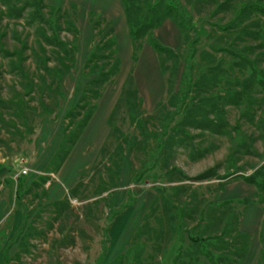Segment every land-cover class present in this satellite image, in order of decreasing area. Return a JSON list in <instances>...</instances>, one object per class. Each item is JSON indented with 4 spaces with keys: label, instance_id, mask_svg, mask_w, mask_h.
<instances>
[{
    "label": "rangeland",
    "instance_id": "rangeland-1",
    "mask_svg": "<svg viewBox=\"0 0 264 264\" xmlns=\"http://www.w3.org/2000/svg\"><path fill=\"white\" fill-rule=\"evenodd\" d=\"M156 1L143 0L144 11ZM250 1L264 2L176 0L192 16V36L199 41L189 57L191 38H183L174 21L165 18L154 34L179 58L163 56V73L147 41L139 61L132 59L120 19L122 0H0V264H110L130 249L159 189L170 193L179 185L215 203L232 201L241 228L251 236L244 264H264V202L256 196V185L242 178L256 176L264 184V89L257 85L250 91L238 83L250 76L256 82L264 78L259 73L264 72V41L250 39L244 25L229 29ZM71 4L77 8L74 16ZM59 7L69 10L73 25ZM91 17L110 23L95 27ZM45 19L55 21L60 38L76 47V65L63 79L48 72L58 65L60 49L48 45L56 30ZM251 22L257 26L252 31H264V16L254 13L246 23ZM111 25L123 55L121 70L105 84L93 118L65 162L56 166L52 159L64 136L66 112L93 78L84 69L86 57ZM245 55L257 58V72ZM213 58L221 65L222 81L209 85L202 75ZM130 70L142 99L135 109L141 125L132 121L124 103L110 125L107 119ZM206 96L225 103L226 133L202 128L206 121L195 115L191 123H181L187 108ZM207 104H198V116ZM117 153L122 163L118 183L108 176ZM210 169L216 175L201 179ZM245 198L247 205L240 202ZM129 200L134 204L125 208ZM141 244L145 257L172 264L179 248L191 241L174 238L159 253L151 242Z\"/></svg>",
    "mask_w": 264,
    "mask_h": 264
},
{
    "label": "trees",
    "instance_id": "trees-1",
    "mask_svg": "<svg viewBox=\"0 0 264 264\" xmlns=\"http://www.w3.org/2000/svg\"><path fill=\"white\" fill-rule=\"evenodd\" d=\"M142 1L122 0L123 5H125V15L133 43V59L135 61L138 60L142 43L146 40L158 54L161 69L163 73H166L167 68L164 67L163 56L178 59L179 55L173 48L157 39L154 29L159 27L165 18L172 19L178 29H180L183 38H191L188 46V56L190 57L196 53V44L199 41L198 37L192 36V16H189L176 0H157L153 4H148L146 11H144ZM71 7L73 8L72 15L74 16L77 14V8L75 4H71ZM57 11L63 12L62 16L73 25L69 10L59 7ZM254 13L264 16V2L250 1L245 3L237 11L229 29L235 30L239 26L244 25L242 30L251 37L250 39H262L264 41V37H262L264 36V31L259 30V27L256 30L257 32L252 31V28L256 25L253 22L246 23ZM92 21H94L95 27L103 22L110 23L103 17L100 20ZM44 22L48 23L52 30H56L53 36H48V45L50 44L60 49V56L57 60L58 65L50 69L48 68V72L49 74H54L56 78L63 79L76 65V47L74 44L60 38L55 21L45 19ZM114 31V27L112 25L109 26L108 31L93 47L86 59L84 69L93 78L88 81L82 91L78 85L77 90H80L79 97L76 103L66 112L67 125H65L64 136L52 159L53 163H59L56 166L60 167L65 162L70 151L86 129L98 108L97 101L102 96L105 84L111 82L121 70L122 63ZM262 45L264 47V44ZM206 57L204 56V60L209 61ZM245 57L244 59H247V64H249L248 66L251 67L253 73L257 72V68L255 67L257 65V58L249 59L246 55ZM210 61L212 64L208 68V73L202 75V79H208L209 85H215L222 81V78H218L220 76L218 71L221 69V65H216L214 58ZM259 73L264 75L262 71H259ZM174 81L175 73H172L170 77H167L169 93L172 91ZM238 83L241 85L243 83L246 87L248 86L250 91L257 85L264 89V78L256 82L253 80V76H250L243 82ZM198 101L199 103L194 102L191 107L187 108L185 117L181 123H191L190 117L195 115V118L202 117L206 121V123H202V128H206L212 133H226L227 129L224 127L225 121L222 119L225 115V103L212 96L200 97ZM203 101L208 102V108H204L202 110L203 114L198 116L197 113L200 110L198 104H201ZM121 103H124L127 107L132 121L141 125V123L136 121L138 117L135 115V109L142 104V99L135 86L132 72L125 80L121 95L117 105L112 110L108 124L111 125L112 117ZM232 103L237 104L238 101L233 100ZM171 105L173 106V104ZM194 110H197L196 113L193 112ZM183 134L188 135L187 132H183ZM101 151L105 152V146L102 147ZM118 151L119 153L122 151L121 144L118 146ZM119 153L115 154L116 157L111 162L112 166L108 167V176L111 180L117 179V183L120 179V169L122 166ZM211 171L213 169L208 170L201 179L215 176L216 174H213ZM242 178L246 182L256 185L259 189L256 196H258L259 202L263 203L264 195L259 194L261 192L264 194L263 182H259L256 176H242ZM224 186L222 185L221 188L223 189ZM165 192V190L159 189V194L154 200L150 212L145 215L144 221L134 234L130 249L114 259L110 264H158L152 255L144 256L145 246H142V241L151 242L153 251L159 253L162 252V245L164 243L169 244L174 238L183 240L184 237H187L191 241V245L185 249L180 247L172 264H243L250 250L251 236L241 229L240 215L233 207L232 201L215 203L203 196L200 198L196 190H192L189 186L185 185L173 186L170 193ZM127 202L125 208L134 204L133 200ZM240 202L247 205L250 203V199L245 198ZM153 221H155V224H153ZM262 242L264 243L263 239ZM130 254H133L131 262L129 260Z\"/></svg>",
    "mask_w": 264,
    "mask_h": 264
},
{
    "label": "crops",
    "instance_id": "crops-1",
    "mask_svg": "<svg viewBox=\"0 0 264 264\" xmlns=\"http://www.w3.org/2000/svg\"><path fill=\"white\" fill-rule=\"evenodd\" d=\"M124 6L125 5H123V11H124V16H122V18H120L121 19V21H122V30L124 31V33H125V36L127 37L128 35V37H129V42L131 43V46H132V59H133V43H132V38H131V35H130V31H129V26H128V23H127V19H126V15H125V10H124ZM115 13V12H114ZM113 12H112V14H114ZM113 17V16H112ZM115 17V16H114ZM120 21V22H121ZM117 31V30H116ZM115 32V31H114ZM116 33V32H115ZM125 39H127V38H125ZM117 41H118V39H117ZM146 41V40H145ZM118 44H119V42H118ZM117 44V45H118ZM147 44H149V43H147ZM144 45V44H143ZM142 45V48H141V50L143 49V46ZM150 45V44H149ZM151 46V45H150ZM152 48V47H151ZM153 49V48H152ZM141 50H140V52L139 53H141ZM118 51H119V56H120V59H121V63L123 62V55L121 54V47H120V45H118ZM153 51H155L154 49H153ZM91 52V51H90ZM90 52H89V54H90ZM156 52V51H155ZM88 54V55H89ZM88 55H87V57H88ZM87 57H86V59H87ZM139 61V57H138V60L137 61H135V62H138ZM86 62V61H85ZM133 70V69H132ZM131 71V70H130ZM132 73H134V71H131ZM95 114V113H94ZM94 116V115H93ZM110 117V116H109ZM93 118V117H92ZM91 118V119H92ZM108 120V123H109V118L107 119ZM91 121V120H90ZM90 123V122H89ZM88 123V124H89ZM88 126V125H87ZM87 128V127H86ZM85 131V130H84ZM83 134V133H82ZM242 229V228H241ZM243 230V229H242ZM243 231H245V230H243ZM249 253V252H248ZM247 257V256H246ZM245 260H246V258H245ZM245 260H244V262H243V264L245 263Z\"/></svg>",
    "mask_w": 264,
    "mask_h": 264
}]
</instances>
